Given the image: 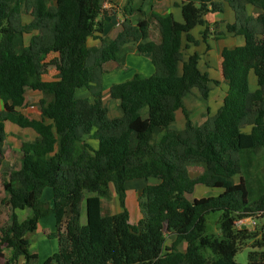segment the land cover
Returning <instances> with one entry per match:
<instances>
[{
  "label": "trees",
  "instance_id": "trees-1",
  "mask_svg": "<svg viewBox=\"0 0 264 264\" xmlns=\"http://www.w3.org/2000/svg\"><path fill=\"white\" fill-rule=\"evenodd\" d=\"M131 1L124 8L128 17L142 12L131 7ZM137 1H148V14L135 21L126 16L115 36L100 38L99 48L93 50L87 40L102 30L100 0H0V101L12 107L0 111V162L5 122L37 135L21 143L18 167L1 173L6 198L0 204L9 212V223L0 228L2 264H236L234 257L243 243L256 238L248 264H264V191L253 195L241 176L254 149L264 147V33L256 36V26L264 28V0H224L235 14L227 31L242 36L244 44L222 50L221 75L227 90L221 107L198 127L191 122L184 97L197 88L206 99L210 79L199 71L197 53L183 60L182 38L186 47L197 46L190 32L205 25L206 14L221 12L222 3L184 2L183 23H178L170 13L152 11L162 0ZM247 5L262 13L253 18ZM25 12L30 14L28 23ZM151 20L160 41H148L142 48L153 73L135 74L109 87V99L122 111L121 117L111 118L103 102V66H123L129 51L124 46L146 40ZM208 35L206 26L203 42ZM50 53L57 57L46 62ZM50 66L57 80L43 82ZM251 72L258 86L254 92L249 90ZM81 88L92 100L75 97ZM27 91L52 97L36 103L40 120L14 110L26 106ZM178 110L185 119L180 131L170 128ZM246 127L249 133L243 132ZM154 132L157 138L151 144ZM190 166H202L203 171L191 178ZM237 175L240 181L234 184ZM148 179L159 183L142 189V218L132 225L126 184ZM198 185L222 192L190 201ZM110 186L121 211L104 215L102 199L110 197ZM46 188L51 190L49 202L41 199ZM83 201L86 223L81 225ZM24 210L31 215L19 221L17 212ZM214 212L220 214L217 237L205 234V218ZM47 216L54 217L55 231L46 236L56 240L58 250L40 263L30 253L26 236ZM246 218L260 220L258 231L235 227ZM170 238L174 239L167 245ZM182 242L183 252L178 248Z\"/></svg>",
  "mask_w": 264,
  "mask_h": 264
},
{
  "label": "crops",
  "instance_id": "crops-1",
  "mask_svg": "<svg viewBox=\"0 0 264 264\" xmlns=\"http://www.w3.org/2000/svg\"><path fill=\"white\" fill-rule=\"evenodd\" d=\"M187 1H193L195 3L199 2V0H162L154 6L152 11L157 13V14L170 13V14H172V16L176 22L183 23L181 5ZM214 1L218 2V3H222V11L217 12V13L206 14L204 17L205 25L204 26H197L190 32L191 36L196 41H198V45L195 46L193 44H190V45H188V47H186L185 46L186 41L184 38H182V49L184 48V50L189 51V53L186 55V57H184V53L182 50L183 60L186 61L190 55L197 53L199 55L198 69L202 74L206 73L208 75V78L210 79V82H208L206 84L207 89H208L207 98L204 99L201 96V93L199 92V90L197 88H193L184 97V105H185V101L188 98V96L197 92L200 99L206 104L208 111H209V107L207 106V103L213 97L211 94L212 86H214V88H217L221 84V82L218 81V79H217L216 71L219 70V76H220V78H222V75H220L221 74V52H222V50L223 49H230V48H234V47H239V46H242L244 44V39L242 36H236V35L229 33L227 31V26L235 23V14L232 11V9L230 8V6L224 0H214ZM100 2L102 5L103 12L99 16L98 22L100 21L102 23V30L100 33H97V32L94 33L93 36L89 37L87 40L88 47L92 48L93 50L99 48V46L101 44L100 38L112 39L115 36V34L119 31L120 23L125 19L126 16L128 17V15H125V12H124V8L128 4L127 0H100ZM148 4H149L148 1H144L143 3H139L137 0L131 1L130 6L136 8V9L140 8L142 12L137 13L136 15H133L132 17H128V18L135 21L136 19L139 18V16L143 17L141 15L142 13L148 14V12H149L148 11V8H149ZM246 12L248 15L252 16L253 18H256L262 13V10H260L256 7H253L251 5H247L246 6ZM23 19H24L25 23H28L30 21L31 18H30L29 12H25ZM206 26L208 27L209 35H208L207 40L205 42H203L202 37H201V33L204 31ZM263 33H264L263 26L257 25L256 26V36L258 38H260ZM27 40H28V37H26V41ZM148 41L153 42V43H158L160 41L159 31H158V28H157L154 20H151V22H150L149 30H148V38L146 40L141 41V42L131 41V42H128L124 46V48H127L129 51H127V53L124 57V65L123 66H119L115 62H108V63L104 64V66H103V69H104V74L102 76V85L104 88L103 100H104V98L108 99L109 104H112L113 107L117 109V113H118L116 116H112L109 112L108 107L106 106L108 109V115L111 118L121 117L122 111L119 108L117 101H111L109 99V96L107 94L109 87L113 84H118V83H122V82H125L127 80H130L133 77V75H135V74H141L145 77H148L153 73V68H152V65L150 63L149 55L147 53H145L143 48H142L143 44L148 42ZM202 56H203V59H202ZM56 57H57L56 53H50L47 56L46 60L50 59V61H51V60L55 59ZM201 62H203V65H204L203 70L201 69ZM111 74H115L114 76L116 77V80L109 81L108 78ZM123 74H126L124 78H122ZM47 76H49L48 79H45L44 75L42 76L43 82H53V81L57 80L56 79L57 78V71L55 70V68L53 66H50V69L48 68V75ZM106 81H108V82H106ZM213 81H217L218 83L214 84ZM222 82H223V80H222ZM221 85H223V88H224L223 89L224 90L223 95L225 96L227 86L224 84V82ZM257 89H258V86L256 85L255 77L253 76V73L251 72L249 74V90H250V92H254ZM78 90L75 91V97H76V92ZM31 92L35 93V94H41V95L46 94V93L40 92V91H31ZM26 94H27V92H26ZM26 94H25V98H26ZM46 95H48V94H46ZM48 96L50 97L49 100H45V98H42V97H40L39 99L40 100L43 99V100L49 102L52 99V97L50 95H48ZM224 96L222 97L221 102L217 105L216 110L214 111L213 115L221 107ZM81 98H87V97H81ZM25 103H26V100H25ZM6 104L9 105V107L12 109L10 103H6ZM10 110H8V111H10ZM14 110L19 111L24 116H26L21 111V108H15ZM4 111H6V110H4ZM179 112H181V111L178 110L175 112L174 121L170 125V128L173 130H176V131L182 130L185 126L184 117H183V122H181V123H180V121L177 120V114ZM189 115H190V112H189ZM213 115H211V116H213ZM211 116H209V117H211ZM26 117H28V116H26ZM189 117L191 119V115ZM29 119H31V118H29ZM31 120H40V113L38 112V118L37 119H31ZM176 121H177V123L175 125ZM191 122H192V119H191ZM193 126H195V125L193 124ZM4 127H5L6 139H7V129L15 128L17 130H25V129H21L20 127L14 125V124L12 125V123H10V122H5ZM195 127H198V126H195ZM246 128H249L248 131L243 130V132L249 133L250 127H246ZM29 130H31V129H29ZM34 134L36 135L35 132H34ZM36 137H37V135H36ZM156 138H157V132H154L151 136L150 143L153 144L156 141ZM24 142H32V141H24ZM21 143H23V142H21ZM88 143L91 145L90 142H88ZM134 144H135V139H134V137H132L131 146H134ZM93 148H96V147H93ZM19 149H20V147H19ZM190 167H200L201 168V172L197 176H199L203 171L202 166H190ZM188 173H189V171H188ZM189 176H190V174H189ZM196 177H191V178H196ZM149 180H154L156 182L155 183H148L147 185H157L159 183V181L156 179L133 180V181L146 182ZM133 181H130V182H133ZM232 181L234 184L239 183V182H234V177L232 178ZM239 181H240V178H239ZM128 183L126 184V197H129V194H130L128 192L129 190L127 189ZM147 185H145V186H147ZM145 186H143L141 188V190L139 191V195L141 194V191ZM210 189H212V188H210ZM194 191H195V189H194ZM221 192H222V190L215 189V196L219 195ZM192 195H194V192ZM209 197H211V196H209ZM200 198H204V197L203 196L202 197L201 196L200 197L199 196L198 197H192L189 200L193 201L194 199H200ZM22 212H25V210ZM102 213H103V209H102ZM115 214H117V213H115ZM30 215H31V213L30 214L24 213V217L22 219L20 218V215H18L19 221H24ZM45 218L46 217L39 220L37 229L35 231V233L38 232L39 234H42L43 236H44L45 230H48L49 232H54L52 219L51 218L45 219ZM80 218H81V216H80ZM141 218H142V215H141ZM141 218H139V220ZM132 224L135 225L137 223H132ZM54 229H55V226H54ZM173 239L174 238L171 239V242L173 241ZM54 243H56V242H54V240L49 244L48 243H42L43 244L42 249H40V248L34 249L32 247V244H30L29 251L31 254H36L38 256V260H40V259L44 260V259H47L46 255L52 254V252L56 249V246L54 247V245H52ZM38 244L40 245L41 243L38 242ZM170 244H168V245H170ZM185 246H186L185 243L182 242L178 246V248L180 251L183 252L185 250ZM6 255H8V254H6ZM20 262H23V261L21 260Z\"/></svg>",
  "mask_w": 264,
  "mask_h": 264
},
{
  "label": "rangeland",
  "instance_id": "rangeland-1",
  "mask_svg": "<svg viewBox=\"0 0 264 264\" xmlns=\"http://www.w3.org/2000/svg\"><path fill=\"white\" fill-rule=\"evenodd\" d=\"M184 53V57L189 53V51L182 49ZM203 59V56H202ZM50 61V59H47L46 62ZM50 69V67H48ZM48 68L44 74V78L48 79ZM153 68V67H152ZM201 69H204L203 62H201ZM106 73V72H105ZM115 74H111L109 76V81L116 80V77L114 76ZM126 74H123L122 78L125 77ZM221 75V74H220ZM216 76L218 81L222 82V78L219 76V70L216 71ZM108 82V81H106ZM219 85V87L214 88L212 86V98L211 100L208 101L207 106L209 107V111L207 110L208 108L206 107V104L200 99L199 95L197 92H195L192 95H189L188 98L185 101V107L186 109L190 112L192 123L195 126H200L207 117L213 115L214 111L216 110L217 105L221 102L222 97L224 96V88L223 85ZM226 88V87H225ZM35 94L32 93L31 91H27L26 94V106L21 109V111L28 116L31 119H37L38 118V112L35 107L36 103L40 100L39 98H45V100H49L50 97L46 94ZM76 97L81 98V97H87L90 100H92L91 96L89 95L88 91L86 88H81L76 92ZM104 103L109 109V112L112 116H116L117 109L113 107L112 104H109L108 99L104 98ZM11 108L9 105L6 103H3L0 101V111H8ZM213 111V112H212ZM209 112V113H208ZM180 113V114H179ZM177 114V120L183 122V116L181 112ZM177 121L175 122L176 125ZM13 125V124H12ZM249 128H244L243 130L248 131ZM36 138V135L32 130L25 129V130H17L15 128L7 129V139L6 142L3 144V159L0 162V200H3L6 198V189L5 186L2 185L1 181V173L4 170H12L18 167L19 165V159H20V152H19V147L21 142L24 141H33ZM87 142H90L92 147H97L96 142L90 141L86 139ZM252 158L250 160V165L247 167L243 168L241 176L245 181L247 182V185L249 189L252 191L253 195H259L264 191V147H259L255 149L252 154ZM189 174L191 177H196L200 172L201 168L200 167H189L188 168ZM156 181L154 180H149L146 182H129L128 183V192L129 197H126V206L129 211V223H137L139 218H141V210L138 205V199H139V191L141 188L148 183H155ZM234 182H239V176L234 177ZM110 191L111 195L108 199H102V209H103V214L104 215H110V214H115L119 213L121 211L118 203V199L116 195L114 194L113 187L110 186ZM195 195V196H194ZM194 195L189 196L190 198L192 197H209V196H215V189H208L202 185H198L195 188ZM189 198V199H190ZM41 199L44 202H49L51 201V190L49 188H46L43 190ZM24 213H31L30 210H25V212H17L18 215H20V218L22 219L24 217ZM220 214L218 212L210 213L209 215L206 216L205 218V234L206 235H212L217 237L218 236V219H219ZM47 219L51 218L53 221V230L55 226V220L53 216H47ZM45 218V219H46ZM46 221V220H45ZM255 221L256 226H252L250 222ZM47 222V221H46ZM86 222V211H85V201L82 202L81 204V218H80V224L84 225ZM7 223H9V212L8 210L0 204V228L5 226ZM133 225V224H132ZM260 225V220L258 218H251L247 222V228L250 231H258ZM49 232L48 230H45L44 236L42 234H39L38 232H34L32 234H28L26 237L28 238L30 244H32V247L35 248H43L42 243H51L54 239H48L46 236V233ZM48 239V240H47ZM171 239L167 240V245L171 243ZM257 240H249L243 243V245L240 247V250L234 257V261L236 264H248L247 260V255L248 253L252 250V245L253 243ZM41 243L40 245L38 244ZM56 242V240H54ZM54 247L56 246V249L52 252L54 254L58 250V244L57 242L52 244ZM7 254V253H6ZM50 255H46L47 258L50 257ZM45 260V259H44ZM44 260L40 259L39 262H43ZM2 264V260L0 262ZM22 264V263H20Z\"/></svg>",
  "mask_w": 264,
  "mask_h": 264
},
{
  "label": "built area",
  "instance_id": "built-area-1",
  "mask_svg": "<svg viewBox=\"0 0 264 264\" xmlns=\"http://www.w3.org/2000/svg\"><path fill=\"white\" fill-rule=\"evenodd\" d=\"M123 22V21H122ZM121 22V23H122ZM120 23V24H121ZM251 218H246V219H241V220H238V221H236L235 222V227L237 228V229H245V228H247V222L250 220ZM250 224L252 225V226H256V222L255 221H252V222H250Z\"/></svg>",
  "mask_w": 264,
  "mask_h": 264
}]
</instances>
